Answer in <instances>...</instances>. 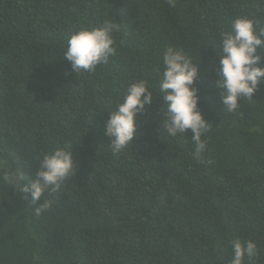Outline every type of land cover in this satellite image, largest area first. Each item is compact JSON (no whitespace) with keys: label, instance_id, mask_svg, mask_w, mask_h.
I'll return each instance as SVG.
<instances>
[{"label":"trees","instance_id":"16d2710c","mask_svg":"<svg viewBox=\"0 0 264 264\" xmlns=\"http://www.w3.org/2000/svg\"><path fill=\"white\" fill-rule=\"evenodd\" d=\"M242 15L264 24V0H0V264H229L236 239L257 244L245 264H264V83L236 112L216 87L220 39ZM106 19L117 55L76 75L67 40ZM168 46L202 62L198 159L191 131H163ZM139 79L153 103L114 154L109 111ZM58 148L77 168L36 216L8 177L35 178Z\"/></svg>","mask_w":264,"mask_h":264},{"label":"clouds","instance_id":"9594fccd","mask_svg":"<svg viewBox=\"0 0 264 264\" xmlns=\"http://www.w3.org/2000/svg\"><path fill=\"white\" fill-rule=\"evenodd\" d=\"M174 3V0H169ZM119 24L105 20L102 25L86 27L74 32L67 40L64 59L69 62L71 71H95L97 66L108 64L117 55L114 33ZM217 48V47H215ZM218 76L216 87L224 111L236 112L240 101L252 99L264 83V24L248 16H239L232 21L231 31L222 35L219 42ZM163 73L158 81L159 94H163L166 105L163 131L169 137H176L191 131L195 145L194 158H199L206 148L202 139L209 131L210 122L199 108L200 89L197 80L201 77V63H196L182 49L168 46L162 56ZM153 93L147 82L139 79L126 89L122 101L109 111L105 124V135L110 141L114 154L122 152L137 135L138 114L153 103ZM76 167L73 152L58 148L46 154L40 162L35 178L26 179L18 171L8 177L13 186L31 201L34 214L40 216L51 207V201L43 199L51 189L56 191L61 183L73 174ZM28 181L21 184V181ZM229 264H245L258 255L257 244L236 239L232 246Z\"/></svg>","mask_w":264,"mask_h":264}]
</instances>
